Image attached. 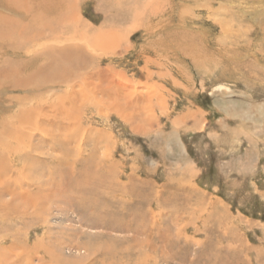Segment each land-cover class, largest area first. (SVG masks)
Instances as JSON below:
<instances>
[{"label": "rangeland", "instance_id": "rangeland-1", "mask_svg": "<svg viewBox=\"0 0 264 264\" xmlns=\"http://www.w3.org/2000/svg\"><path fill=\"white\" fill-rule=\"evenodd\" d=\"M0 69V264H264V0H0Z\"/></svg>", "mask_w": 264, "mask_h": 264}, {"label": "bare ground", "instance_id": "bare-ground-1", "mask_svg": "<svg viewBox=\"0 0 264 264\" xmlns=\"http://www.w3.org/2000/svg\"><path fill=\"white\" fill-rule=\"evenodd\" d=\"M48 9H50V10H48L47 12L50 14V12H53V11H56L57 9H55L54 8V10H52L51 8H48ZM3 14V13H2ZM48 14V15H49ZM45 15V17H44V19H46V21H47V23H48V25H49V23H51L52 21V18H51V16L49 15ZM5 31H7L6 33H10V34H19V31L17 30V27H15V26H13L12 24H8V22H6V26H5ZM18 29H20V28H18ZM23 29V28H22ZM16 30V31H15ZM21 31V30H20ZM28 31V30H27ZM23 31H21V33H22ZM41 32V31H40ZM7 35V34H6ZM15 35V36H16ZM38 34H36V36H37ZM41 35V34H40ZM42 35H46L45 34V32H44V34H42ZM30 40H29V42L31 41V40H36L34 37H30L29 38ZM38 40V39H37ZM60 40H62V39H60ZM50 42V41H49ZM64 42V41H63ZM67 41H65L64 43H66ZM33 44V43H32ZM34 45H37L36 44V42H35V44ZM52 45V44H51ZM70 46V45H69ZM45 47V46H44ZM67 47V46H66ZM62 50V49H61ZM60 50V51H61ZM81 49L80 48H76L75 50H73L71 47L70 48H66V50H65V52L63 53V57L62 58H60V60L59 61H57V63L54 65V63H53V65H54V67H53V69H52V71H53V73H54V75H52V76H54L56 79H59V78H62V80L65 82L67 79H69V72H68V67H67V64L66 63H74L75 62V60H78V62H80L81 63V61H82V53H81V51H80ZM51 56H52V54H50ZM51 60H53V59H51ZM75 65H76V63H75ZM55 67H57V68H55ZM74 67V66H73ZM1 70V69H0ZM2 72H4V69L2 68ZM14 73V72H13ZM12 73V74H13ZM45 73V72H44ZM42 74V76L43 75H45V74ZM12 74H10V75H12ZM46 74H48V73H46ZM32 77H35V76H32ZM38 77V76H37ZM47 77H48V75H47ZM42 78V77H41ZM42 80V79H41ZM50 81V80H49ZM54 82V81H53ZM59 82H60V80H59ZM66 82H69V80L68 81H66ZM40 83V82H39ZM62 83V82H61ZM50 85V84H49ZM31 91V90H30ZM5 92H7V91H5ZM33 93V92H32ZM40 98V97H39ZM42 102V101H41ZM43 104V103H42ZM18 111V110H17ZM13 115H15V114H13ZM12 115V116H13ZM20 116V115H19ZM18 116V117H19ZM16 117V116H15ZM22 117V116H21ZM11 118V117H10ZM9 118V119H10ZM14 119V118H13ZM24 120V119H23ZM13 121H15V120H13ZM38 121V120H37ZM33 122V121H32ZM23 123V122H22ZM4 124H6V123H4ZM1 125V124H0ZM8 125H10V124H8ZM6 126V125H5ZM12 126V125H11ZM22 126V125H21ZM24 126V125H23ZM7 127V126H6ZM11 128V127H10ZM12 128H13V126H12ZM17 129V128H16ZM10 131V130H9ZM13 132V131H12ZM6 133H7V131H6ZM11 133V132H10ZM1 136L2 135H0V138H1ZM18 137V136H17ZM0 141H2V140H0ZM5 142V141H4ZM2 144V143H1ZM5 145V144H4ZM5 149V148H4ZM5 153V152H4ZM6 154V153H5ZM4 164V163H3ZM6 164V163H5ZM4 164V165H5ZM6 167V166H5ZM0 170L2 171L3 170V166H2V164H1V160H0ZM8 171V170H7ZM0 173H3V171L2 172H0ZM6 174H9V173H6ZM5 175V174H4ZM10 175V174H9ZM8 176V175H7ZM0 178H1V176H0ZM2 180H3V178H2ZM1 180V182H5V181H2ZM5 180V179H4ZM10 183V182H9ZM10 186V185H9ZM13 186V185H12ZM12 188V187H11ZM2 189V188H1ZM0 189V190H1ZM8 189V188H7ZM12 190V189H11ZM1 194V193H0ZM5 194V193H4ZM1 196H3V195H1Z\"/></svg>", "mask_w": 264, "mask_h": 264}]
</instances>
